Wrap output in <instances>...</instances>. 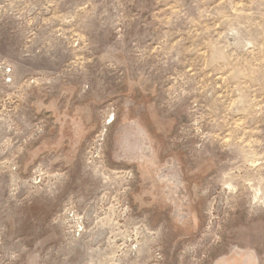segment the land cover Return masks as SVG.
<instances>
[{
    "label": "rangeland",
    "instance_id": "374dc122",
    "mask_svg": "<svg viewBox=\"0 0 264 264\" xmlns=\"http://www.w3.org/2000/svg\"><path fill=\"white\" fill-rule=\"evenodd\" d=\"M0 264H264V0H0Z\"/></svg>",
    "mask_w": 264,
    "mask_h": 264
}]
</instances>
